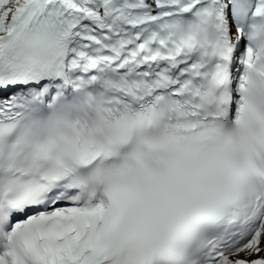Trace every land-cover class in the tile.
<instances>
[{
  "label": "snow or ice",
  "instance_id": "6c2138e0",
  "mask_svg": "<svg viewBox=\"0 0 264 264\" xmlns=\"http://www.w3.org/2000/svg\"><path fill=\"white\" fill-rule=\"evenodd\" d=\"M0 264H264V0H0Z\"/></svg>",
  "mask_w": 264,
  "mask_h": 264
}]
</instances>
